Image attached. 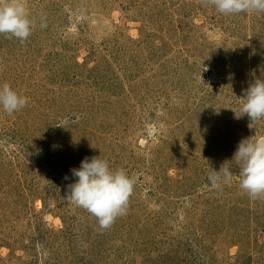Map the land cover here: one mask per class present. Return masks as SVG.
I'll return each instance as SVG.
<instances>
[{
  "label": "rangeland",
  "instance_id": "1",
  "mask_svg": "<svg viewBox=\"0 0 264 264\" xmlns=\"http://www.w3.org/2000/svg\"><path fill=\"white\" fill-rule=\"evenodd\" d=\"M23 3L30 37L0 34V84L29 98L12 115L0 109V264H264V197L251 199L238 175L208 183L242 139L264 137V119L250 128L242 112L244 90L264 80V12L224 15L208 0ZM94 156L135 180L108 229L64 197L71 169Z\"/></svg>",
  "mask_w": 264,
  "mask_h": 264
},
{
  "label": "clouds",
  "instance_id": "2",
  "mask_svg": "<svg viewBox=\"0 0 264 264\" xmlns=\"http://www.w3.org/2000/svg\"><path fill=\"white\" fill-rule=\"evenodd\" d=\"M224 15L264 12V0H208ZM23 0H5L0 3V34L26 41L35 27ZM46 25H41L45 27ZM242 112L249 118V127L264 119V80L256 79L244 90ZM29 98L19 94L8 83L0 84V109L9 115L27 106ZM243 115V116H244ZM237 116V115H236ZM235 162V171L232 166ZM75 181L69 183L65 199L87 210L98 220L101 229L110 228L115 220L127 213L135 180L124 169H113L100 156L85 158L79 168L71 169ZM239 176L240 188L251 199L264 197V137L244 138L239 142L232 160L225 161L219 171L208 175L209 185L217 190ZM66 180L70 177L65 176Z\"/></svg>",
  "mask_w": 264,
  "mask_h": 264
},
{
  "label": "trees",
  "instance_id": "3",
  "mask_svg": "<svg viewBox=\"0 0 264 264\" xmlns=\"http://www.w3.org/2000/svg\"><path fill=\"white\" fill-rule=\"evenodd\" d=\"M46 160H48V158H46ZM36 216L38 217V213L36 214ZM62 232H64L63 235L64 234L68 235V233H70L67 230H63ZM70 236L73 237V238L69 237L70 243L78 242V244H82V247L84 249H87V248L89 249V248L92 247L90 241L88 240L89 238H87L88 236H86V235H78V236L74 237L73 234H71V233H70Z\"/></svg>",
  "mask_w": 264,
  "mask_h": 264
}]
</instances>
